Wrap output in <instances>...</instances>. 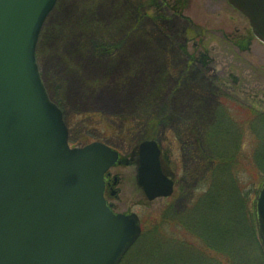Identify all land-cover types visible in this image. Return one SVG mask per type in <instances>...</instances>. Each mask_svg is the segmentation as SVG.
Wrapping results in <instances>:
<instances>
[{"label": "rangeland", "instance_id": "obj_1", "mask_svg": "<svg viewBox=\"0 0 264 264\" xmlns=\"http://www.w3.org/2000/svg\"><path fill=\"white\" fill-rule=\"evenodd\" d=\"M240 36L248 37L245 50L230 44ZM184 45L209 63L191 64L180 52ZM36 61L69 145L101 142L122 153L108 171L118 177L117 198L110 200L116 212L143 221L171 201L180 211L209 192L218 167L219 180L239 188L252 225L243 244L263 254L254 200L264 183V131L256 122L264 116V43L245 16L225 0H57L41 29ZM219 125L221 151L208 134ZM150 135L161 142L167 171L177 173L181 192L178 187L171 198L147 201L137 186L136 146Z\"/></svg>", "mask_w": 264, "mask_h": 264}, {"label": "water", "instance_id": "obj_2", "mask_svg": "<svg viewBox=\"0 0 264 264\" xmlns=\"http://www.w3.org/2000/svg\"><path fill=\"white\" fill-rule=\"evenodd\" d=\"M227 1L264 43V0ZM56 2L0 0V264H118L141 233L138 216L114 213L103 195L118 153L99 142L70 148L39 74L37 42ZM159 156L155 141L139 145L149 201L173 192ZM254 205L264 252V183Z\"/></svg>", "mask_w": 264, "mask_h": 264}, {"label": "trees", "instance_id": "obj_3", "mask_svg": "<svg viewBox=\"0 0 264 264\" xmlns=\"http://www.w3.org/2000/svg\"><path fill=\"white\" fill-rule=\"evenodd\" d=\"M256 122L264 131V116H258ZM220 127L208 132L212 133L213 145L218 151H221L216 142ZM148 137L154 138L153 135ZM195 160L196 155L192 162L198 163ZM191 173L190 177L195 175ZM220 173L218 167L215 168L209 192L192 202L187 201L180 211L170 202L141 221V235L119 264H264V255L256 245L243 244V237L247 235L244 233L251 230L252 225L248 222L240 190L228 180H224V185L218 178ZM173 228V232L169 230Z\"/></svg>", "mask_w": 264, "mask_h": 264}, {"label": "flooded vegetation", "instance_id": "obj_4", "mask_svg": "<svg viewBox=\"0 0 264 264\" xmlns=\"http://www.w3.org/2000/svg\"><path fill=\"white\" fill-rule=\"evenodd\" d=\"M232 8V7H231ZM233 9V8H232ZM235 10V9H233ZM186 41H189L186 39ZM248 37L247 36H240L238 38H236L235 40L232 41V46H235V48H240V49H246L247 46H248ZM194 46L196 47V45L194 44ZM182 52V54L188 56V58L190 59L191 61V64H194V65H198L199 67H204L207 65V63H209L208 61V58L206 55H197V56H193V55H189L187 52H186V46L184 45V52L183 50L180 51ZM236 52V51H235ZM238 54H240L239 52H236ZM206 70V67L204 68ZM213 83V81H212ZM156 142L158 143V146H159V149H160V162H161V166H162V170H163V173L169 177L172 181H173V184H174V193L176 192L177 189H179L180 187L177 186V173H173L172 171H167V169L165 168V165H164V158H163V152H162V148H161V142L156 140ZM137 149H138V146H136V154H137ZM119 152V157L120 159L122 160L123 156H122V153L120 151ZM117 166V165H116ZM114 166V167H116ZM115 178V179H114ZM118 183V177L115 175V176H112L111 173H107L106 175V191H105V198L107 200V202L110 203V200L113 199V192H114V186H113V182ZM179 187V188H178ZM115 208V206H114Z\"/></svg>", "mask_w": 264, "mask_h": 264}, {"label": "bare ground", "instance_id": "obj_5", "mask_svg": "<svg viewBox=\"0 0 264 264\" xmlns=\"http://www.w3.org/2000/svg\"><path fill=\"white\" fill-rule=\"evenodd\" d=\"M86 64H87L88 66H90V62L86 61ZM53 65H56V64H53ZM88 66H87V67H88ZM88 68H89V70H90L91 72H92V71L95 72V70L92 69L91 67H88ZM96 71H98V70H96ZM70 78H71V83H72V84H71L72 90H74L76 93H78V92L80 93V88H79V87H76V88H75V86H74L75 83H74V78H73V76H72V77L70 76ZM140 92L143 93V92H142V88H140V90H139V95H140Z\"/></svg>", "mask_w": 264, "mask_h": 264}]
</instances>
